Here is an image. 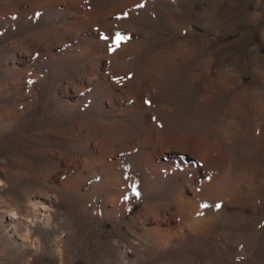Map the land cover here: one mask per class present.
Returning <instances> with one entry per match:
<instances>
[{
    "label": "rangeland",
    "instance_id": "obj_1",
    "mask_svg": "<svg viewBox=\"0 0 264 264\" xmlns=\"http://www.w3.org/2000/svg\"><path fill=\"white\" fill-rule=\"evenodd\" d=\"M0 264H264V0H0Z\"/></svg>",
    "mask_w": 264,
    "mask_h": 264
},
{
    "label": "bare ground",
    "instance_id": "obj_2",
    "mask_svg": "<svg viewBox=\"0 0 264 264\" xmlns=\"http://www.w3.org/2000/svg\"><path fill=\"white\" fill-rule=\"evenodd\" d=\"M77 23H79V21ZM20 62L22 64V66L25 64L24 57L22 58V61L20 60ZM155 134H156V147H155L156 154H154V153L153 154L155 156L154 159L156 161L157 158H159L158 155H160V154L163 155V153H164V149H163L164 146L162 147V145H164V144L162 143V140L158 137V133L156 132ZM210 148L208 146L206 149L208 150ZM182 163H183V161H182ZM200 165H201V163H200ZM189 167H190V170H189L190 172L191 171L192 172L193 171H199V169H200V167L196 168L197 167V164H191ZM152 168H153L154 171H156L160 175L164 174V170L165 171H168V173L171 172L172 174L176 173L177 171H180L179 165H177L176 167H171V165L169 164V162H166V163H156V164H154V166H152ZM184 169L186 170L187 167L184 166V168H181V170H184ZM69 186L72 187V188H75L77 186V184H76V182L70 181ZM177 205H178L179 212L182 215H184L185 213L189 212V210H191L194 207L193 201H191L189 198H184V197H181V198H178L177 199ZM196 224L197 223H195L194 225H196Z\"/></svg>",
    "mask_w": 264,
    "mask_h": 264
},
{
    "label": "snow or ice",
    "instance_id": "obj_3",
    "mask_svg": "<svg viewBox=\"0 0 264 264\" xmlns=\"http://www.w3.org/2000/svg\"><path fill=\"white\" fill-rule=\"evenodd\" d=\"M102 38H106V37H102ZM124 40H126V37H122L120 34H117V36H116L115 47H118L119 44H120L122 41H124Z\"/></svg>",
    "mask_w": 264,
    "mask_h": 264
}]
</instances>
